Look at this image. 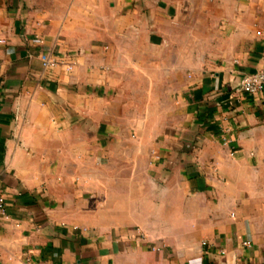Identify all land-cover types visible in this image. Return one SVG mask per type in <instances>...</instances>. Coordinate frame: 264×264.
Instances as JSON below:
<instances>
[{"label":"crops","instance_id":"obj_1","mask_svg":"<svg viewBox=\"0 0 264 264\" xmlns=\"http://www.w3.org/2000/svg\"><path fill=\"white\" fill-rule=\"evenodd\" d=\"M0 41V264H264V0H0Z\"/></svg>","mask_w":264,"mask_h":264},{"label":"built area","instance_id":"obj_2","mask_svg":"<svg viewBox=\"0 0 264 264\" xmlns=\"http://www.w3.org/2000/svg\"><path fill=\"white\" fill-rule=\"evenodd\" d=\"M4 41H0L3 44ZM48 65V62H46ZM264 90V67L255 75L246 76L240 85V91L248 95H254ZM0 210L4 212L3 201H0Z\"/></svg>","mask_w":264,"mask_h":264}]
</instances>
